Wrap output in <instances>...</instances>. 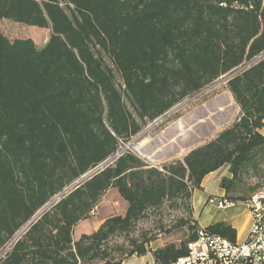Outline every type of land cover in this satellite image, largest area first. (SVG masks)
Wrapping results in <instances>:
<instances>
[{
	"label": "trees",
	"instance_id": "1",
	"mask_svg": "<svg viewBox=\"0 0 264 264\" xmlns=\"http://www.w3.org/2000/svg\"><path fill=\"white\" fill-rule=\"evenodd\" d=\"M0 20L29 29L0 33V251L26 226L0 264H122L156 240L135 226L167 201L192 215L208 174L228 166L219 186L232 204L264 187V0H0ZM216 82L239 114L181 160L160 171L119 150ZM113 189L124 215L73 240ZM185 226L155 264L187 255L199 226ZM205 229L236 242L228 223ZM114 237L126 243L110 247Z\"/></svg>",
	"mask_w": 264,
	"mask_h": 264
},
{
	"label": "crops",
	"instance_id": "2",
	"mask_svg": "<svg viewBox=\"0 0 264 264\" xmlns=\"http://www.w3.org/2000/svg\"><path fill=\"white\" fill-rule=\"evenodd\" d=\"M210 92H212V96L206 99V103L213 104L211 110H205L201 114H199V108L189 112L185 110L183 116L172 120L160 134L154 137L150 135V159L157 156L158 162L165 164L181 160L188 151L199 146L202 140L212 138L233 122L239 114V108L235 105L231 95L223 89ZM223 177H230L228 166H223L204 177L200 190H195L191 196L192 216L198 226L200 222L204 224L199 226L202 228L221 222L228 223L236 231V243H242L251 223L246 205L244 204L241 210L234 204L221 210L211 202L224 198V190L219 186ZM116 196L118 197V195ZM116 201L117 199L114 200V206L119 207L122 202L116 205ZM126 207H124L125 211ZM101 223L102 221L96 224L94 229L96 230ZM162 246L153 242L149 244L145 254L142 256L133 255L125 259L122 264H155L153 252Z\"/></svg>",
	"mask_w": 264,
	"mask_h": 264
},
{
	"label": "rangeland",
	"instance_id": "3",
	"mask_svg": "<svg viewBox=\"0 0 264 264\" xmlns=\"http://www.w3.org/2000/svg\"><path fill=\"white\" fill-rule=\"evenodd\" d=\"M29 32L28 27H22L13 24L7 20H0V33L4 34L10 40L14 39H23L28 37L25 33ZM104 61L107 65H110L109 59L104 55ZM222 85L221 82H216L214 85L207 87L203 93L196 95L195 97H190L185 99L182 103L177 105L171 111L168 112L166 118H160L154 123L148 124L143 130L134 138L126 143L120 144V151H130L138 156L140 159L144 160L151 166H156L157 168H162L163 165H167L168 163L158 162L157 156H154L150 159V135L152 137L158 135L163 131L172 120L177 119L180 116H183L185 110L187 112L199 108V114L205 110H211L213 108V104L206 103V99L212 96V92L210 91H219V86ZM218 87V88H217ZM217 88L216 90H214ZM213 89V90H211ZM205 92V94H204ZM199 97V98H198ZM198 98V100H197ZM212 98V97H211ZM210 99V98H209ZM208 99V100H209ZM205 132V131H204ZM261 133L264 134V130H261ZM206 142V139L202 140L199 145ZM141 145V151L145 155H142L140 151L137 150V146ZM151 161V162H150ZM170 164V163H169ZM261 181L260 177H245L244 183L245 185L253 186L256 183ZM71 187H69L66 191H68ZM117 191L115 189L109 190L101 199L100 204L95 208L94 214L91 216L89 220L81 222L76 226L73 232V240H77L82 234H90L95 229V225L99 222L105 220L106 218L113 215H124L125 210L124 207L127 204L120 198ZM55 199V198H54ZM117 199V204H122L119 207L114 206V200ZM120 202V203H119ZM124 203V204H123ZM188 203V202H187ZM186 201L183 200H175V201H167L164 205L157 209L150 211L147 217L140 221L136 226L131 236L136 237L141 232H147L150 236L156 237L154 241L157 244L165 245L167 243H178L180 240H184L187 235V227H179V223L181 221L188 222L189 225H192V222L195 221L192 215L189 214V208ZM239 210L243 209V203H235L234 204ZM46 208V207H45ZM41 211L36 215L38 216ZM202 222L199 223V226H203ZM26 229V226L23 227L15 236L18 238L23 230ZM15 238L7 244L0 251V258L5 254L6 251L9 250L11 243L15 240ZM126 243V240L123 237H114L110 242V247H115L117 245ZM153 243V242H152ZM4 253L1 255V252ZM117 255V253H115ZM93 264H98V262H94Z\"/></svg>",
	"mask_w": 264,
	"mask_h": 264
},
{
	"label": "built area",
	"instance_id": "4",
	"mask_svg": "<svg viewBox=\"0 0 264 264\" xmlns=\"http://www.w3.org/2000/svg\"><path fill=\"white\" fill-rule=\"evenodd\" d=\"M157 169L163 171L162 168ZM211 202L221 210L233 205L225 198ZM245 205L251 223L242 243H232L199 227L195 240L187 245V255L172 264H264V187Z\"/></svg>",
	"mask_w": 264,
	"mask_h": 264
},
{
	"label": "water",
	"instance_id": "5",
	"mask_svg": "<svg viewBox=\"0 0 264 264\" xmlns=\"http://www.w3.org/2000/svg\"><path fill=\"white\" fill-rule=\"evenodd\" d=\"M166 116H167V114L164 115L163 118H165ZM93 173H94V171H92V172H90V173L84 175V176H83L79 181H77L72 187H74V186H76L77 184H80L81 182L87 180L89 177H91V176L93 175ZM72 187H71V188H72ZM65 192H66V191H65ZM65 192H64L63 194H65ZM63 194H62V195H63ZM59 197H60V196L56 197V198L53 200V202L57 201V200L59 199ZM53 202H52V203H53ZM48 206H49V205H47L46 208H47ZM43 210H45V209H43ZM43 210H42L41 212H43ZM3 253H4V251L1 252V254H3Z\"/></svg>",
	"mask_w": 264,
	"mask_h": 264
},
{
	"label": "bare ground",
	"instance_id": "6",
	"mask_svg": "<svg viewBox=\"0 0 264 264\" xmlns=\"http://www.w3.org/2000/svg\"><path fill=\"white\" fill-rule=\"evenodd\" d=\"M141 147H142L141 145H138V146H137V150L140 151L142 155H145L144 153H142V151H141Z\"/></svg>",
	"mask_w": 264,
	"mask_h": 264
}]
</instances>
